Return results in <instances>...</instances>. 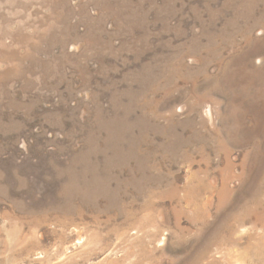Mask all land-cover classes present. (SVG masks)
Masks as SVG:
<instances>
[{
	"label": "rangeland",
	"instance_id": "1",
	"mask_svg": "<svg viewBox=\"0 0 264 264\" xmlns=\"http://www.w3.org/2000/svg\"><path fill=\"white\" fill-rule=\"evenodd\" d=\"M0 264H264V0H0Z\"/></svg>",
	"mask_w": 264,
	"mask_h": 264
}]
</instances>
